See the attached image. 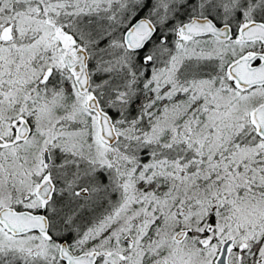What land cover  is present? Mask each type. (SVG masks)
Segmentation results:
<instances>
[{
	"label": "snow or ice",
	"instance_id": "obj_1",
	"mask_svg": "<svg viewBox=\"0 0 264 264\" xmlns=\"http://www.w3.org/2000/svg\"><path fill=\"white\" fill-rule=\"evenodd\" d=\"M0 264H264V0H0Z\"/></svg>",
	"mask_w": 264,
	"mask_h": 264
}]
</instances>
